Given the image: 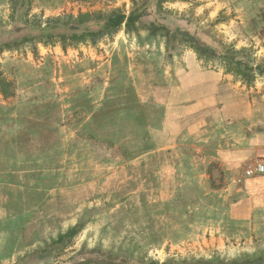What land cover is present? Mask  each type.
Here are the masks:
<instances>
[{
    "label": "rangeland",
    "instance_id": "rangeland-1",
    "mask_svg": "<svg viewBox=\"0 0 264 264\" xmlns=\"http://www.w3.org/2000/svg\"><path fill=\"white\" fill-rule=\"evenodd\" d=\"M29 1L17 16L12 0H0V39L24 21L132 7V0ZM156 1L145 3L133 31L0 48V264H94L108 260L105 253L129 263L264 253L260 238L225 241L220 233L229 229L222 221L228 198H239L243 172L259 161L227 169L221 158L232 130L263 129L264 0ZM150 22L165 29L151 32ZM176 29L213 55L200 57L178 37L167 44L166 30ZM224 56L252 70L243 77ZM167 105L171 113L195 112L181 133L166 123L176 135L175 164L158 168L167 154L161 162L153 154V132L163 127ZM199 181L208 188L206 212L193 200ZM80 219L79 233L49 245ZM44 248L50 258L39 261L35 252Z\"/></svg>",
    "mask_w": 264,
    "mask_h": 264
},
{
    "label": "trees",
    "instance_id": "trees-1",
    "mask_svg": "<svg viewBox=\"0 0 264 264\" xmlns=\"http://www.w3.org/2000/svg\"><path fill=\"white\" fill-rule=\"evenodd\" d=\"M148 0H132L131 10L125 14L123 12H111L106 15H91V14H81L77 18L68 19L67 21H50L46 24L32 23L31 21H24L23 25H15L11 30L5 31L7 37L5 39H0V48H11L18 46L23 43H81L84 41H95L96 39L102 37L105 34L112 33L120 28H124L127 31H133L136 29V25L142 22V18L145 16L147 10ZM29 0H12L13 10L17 16H21L25 13L26 7L29 6ZM161 2H166V0L156 1V5ZM151 32H156L157 28L165 29L164 26L158 25L155 22H150L146 25ZM167 44L174 46L176 44V39L181 38L179 41L191 46L195 52L200 56H212L213 51L208 46H205L201 41L193 38L192 35L185 31L176 29L174 31L166 30L164 34ZM226 62H229L233 67L243 68L240 74L243 77L245 73H249L252 69L243 66L239 61H235L232 56L223 57ZM264 69L259 70V74H263ZM85 221L82 219L67 230L65 233L59 235L57 239L52 240L49 245L51 246H61L67 240L73 238L77 233H79ZM92 252L103 253L99 249H94ZM38 255V260L43 261L49 259L50 251L47 248L39 249L35 252ZM104 254V253H103ZM106 260L103 262L97 259L89 262L94 264H264V253L261 255H246L243 257L223 260L219 257H214L211 259H189V260H173L169 259L162 263L158 261L149 260L146 262L137 261L134 263H129L126 259H122L120 254H110L105 253ZM105 258V257H104ZM31 263V262H27Z\"/></svg>",
    "mask_w": 264,
    "mask_h": 264
},
{
    "label": "crops",
    "instance_id": "crops-1",
    "mask_svg": "<svg viewBox=\"0 0 264 264\" xmlns=\"http://www.w3.org/2000/svg\"><path fill=\"white\" fill-rule=\"evenodd\" d=\"M192 110V111H191ZM166 114L164 115L163 127L156 129L155 137L157 138V148L153 150V154L157 155V159L167 154L166 162H162L157 166L158 168L167 167L175 164V161L171 159L170 150L172 149L170 143H174L176 137L166 123L174 121L180 128L178 133L183 132L184 127L181 123L185 122L187 117L195 112L192 108L184 109L180 114L171 113L172 107L167 105ZM250 123V121H248ZM249 127V126H248ZM262 130L256 131L252 127L247 130H232L233 138L230 150L222 149L223 158H221L222 166L227 169L236 168L241 164L252 162L255 159H259L258 162L264 163V119ZM156 141V140H155ZM174 152V151H173ZM166 158V157H165ZM198 185L197 193L193 200L199 201L200 211L206 212L208 210V188L206 183L196 184ZM240 196L237 198L235 193L231 198H228L230 202L224 212H222L223 224L229 229L221 231V236L225 241L230 239L243 238L245 240H264V175H256L254 177L245 179L238 192ZM237 196V197H236ZM226 199V198H225ZM246 224L248 227H246ZM237 226H240L238 228ZM223 240V241H224Z\"/></svg>",
    "mask_w": 264,
    "mask_h": 264
},
{
    "label": "built area",
    "instance_id": "built-area-1",
    "mask_svg": "<svg viewBox=\"0 0 264 264\" xmlns=\"http://www.w3.org/2000/svg\"><path fill=\"white\" fill-rule=\"evenodd\" d=\"M256 175H264V163L257 162L243 172V178H249Z\"/></svg>",
    "mask_w": 264,
    "mask_h": 264
}]
</instances>
